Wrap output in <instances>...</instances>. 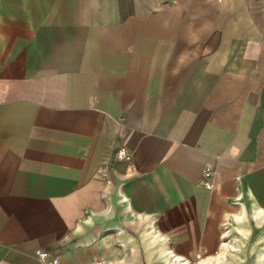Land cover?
<instances>
[{
    "label": "crops",
    "instance_id": "obj_1",
    "mask_svg": "<svg viewBox=\"0 0 264 264\" xmlns=\"http://www.w3.org/2000/svg\"><path fill=\"white\" fill-rule=\"evenodd\" d=\"M249 220L264 0H0V264H247Z\"/></svg>",
    "mask_w": 264,
    "mask_h": 264
},
{
    "label": "built area",
    "instance_id": "obj_2",
    "mask_svg": "<svg viewBox=\"0 0 264 264\" xmlns=\"http://www.w3.org/2000/svg\"><path fill=\"white\" fill-rule=\"evenodd\" d=\"M113 159H115L116 161H124V162H130L131 160V154L128 153L124 148L120 147V148H115V150L113 151ZM214 174V169L212 167H206L202 172H201V178H200V183L203 184L206 188L211 189L212 185L210 183V180L212 178ZM109 183V182H107ZM38 260L42 263V264H53L56 257L52 256L50 253H48L45 250H36L35 252ZM197 259H199V257H196ZM188 263H190V261H187ZM89 264H102L101 261L97 260V261H93ZM186 264V263H184ZM191 264V263H190Z\"/></svg>",
    "mask_w": 264,
    "mask_h": 264
},
{
    "label": "rangeland",
    "instance_id": "obj_3",
    "mask_svg": "<svg viewBox=\"0 0 264 264\" xmlns=\"http://www.w3.org/2000/svg\"><path fill=\"white\" fill-rule=\"evenodd\" d=\"M249 222H250L249 223L250 236L247 239V244H246V248H245V254L247 255L246 263L247 264H252L253 262H251V261H252L253 257L248 256L249 255L248 254L249 249L252 246H255V249H256L257 252L262 250V249H264L263 248V246H264V223H261L259 229L255 230V229L252 228L253 227L252 222L250 220H249ZM226 232H227V230L224 233L225 234L224 238H227ZM227 239L231 240V237H228ZM262 254H264V251L262 252ZM194 264H197V263H194ZM260 264H264V262H261Z\"/></svg>",
    "mask_w": 264,
    "mask_h": 264
},
{
    "label": "bare ground",
    "instance_id": "obj_4",
    "mask_svg": "<svg viewBox=\"0 0 264 264\" xmlns=\"http://www.w3.org/2000/svg\"><path fill=\"white\" fill-rule=\"evenodd\" d=\"M227 246V245H226ZM227 248H228V246H227ZM220 255V254H219ZM222 257H223V261L225 260L226 262H230V261H228V253L226 252V253H222ZM220 259V258H219ZM222 260H220L219 261V264H220V262L222 263ZM211 262H213L212 260H211ZM215 262V261H214ZM184 263H187V264H190V263H188L187 261H182V262H180V264H184ZM199 263H201V262H198L197 264H199ZM202 264H203V262H202ZM208 264V263H207Z\"/></svg>",
    "mask_w": 264,
    "mask_h": 264
}]
</instances>
